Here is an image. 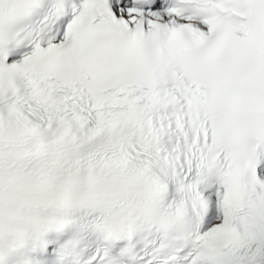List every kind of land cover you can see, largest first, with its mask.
<instances>
[{"label": "snow or ice", "instance_id": "6c2138e0", "mask_svg": "<svg viewBox=\"0 0 264 264\" xmlns=\"http://www.w3.org/2000/svg\"><path fill=\"white\" fill-rule=\"evenodd\" d=\"M0 264H264V0H0Z\"/></svg>", "mask_w": 264, "mask_h": 264}]
</instances>
